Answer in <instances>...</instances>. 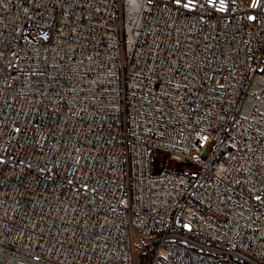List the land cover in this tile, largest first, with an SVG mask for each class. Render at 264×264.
Masks as SVG:
<instances>
[{
  "label": "built area",
  "instance_id": "1",
  "mask_svg": "<svg viewBox=\"0 0 264 264\" xmlns=\"http://www.w3.org/2000/svg\"><path fill=\"white\" fill-rule=\"evenodd\" d=\"M263 65L264 0H0V252L264 264Z\"/></svg>",
  "mask_w": 264,
  "mask_h": 264
},
{
  "label": "rangeland",
  "instance_id": "2",
  "mask_svg": "<svg viewBox=\"0 0 264 264\" xmlns=\"http://www.w3.org/2000/svg\"><path fill=\"white\" fill-rule=\"evenodd\" d=\"M257 79L264 83V65L262 66L261 72L257 75ZM260 93L263 94V99L259 103H255L252 99H247L244 113L248 114L250 111L255 110L261 114V116L264 118V90L260 91ZM167 169L172 170H190L197 172L198 168L196 167H188L185 165L178 164L173 161H167L166 162ZM0 264H30L25 258L16 257L11 254L1 253L0 252Z\"/></svg>",
  "mask_w": 264,
  "mask_h": 264
}]
</instances>
